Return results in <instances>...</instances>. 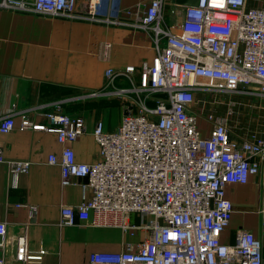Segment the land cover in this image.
I'll use <instances>...</instances> for the list:
<instances>
[{
  "label": "built area",
  "instance_id": "built-area-1",
  "mask_svg": "<svg viewBox=\"0 0 264 264\" xmlns=\"http://www.w3.org/2000/svg\"><path fill=\"white\" fill-rule=\"evenodd\" d=\"M88 3L86 18L96 20L102 14L104 22L120 23L110 19L118 0ZM76 7L77 0H0V8L48 16L71 17ZM133 26L150 36L156 52L139 68L108 67L103 87L88 93L115 99L121 106L114 131L105 130L102 121L92 131L98 160L78 162L71 146H63L59 157L48 156V163L61 169L62 185L83 179L80 184L88 192L80 205L61 207L59 224L71 226L81 220L117 227L131 236L145 232L119 252L91 253L89 264H264L260 241L247 229H236L233 244L220 240L233 214L225 186L246 183L259 172L264 134L233 139L232 106L226 103L224 114L203 113L211 125L204 135L195 109L199 92L214 98L232 94L264 98V5L250 6L248 0H198L195 5L149 0ZM110 48L109 42L103 44L104 59ZM117 76L127 85H116ZM18 114L20 128L53 132L62 145L85 131L80 116L46 112V124L34 123L24 111ZM15 125L13 113L3 116L0 133ZM0 163L13 177L30 166L27 160L6 158L1 146ZM258 212L264 238V194ZM131 214L139 217L137 223ZM5 234L6 223L0 222V246ZM15 236L14 255L0 256V264L42 260L46 251L29 248L26 225Z\"/></svg>",
  "mask_w": 264,
  "mask_h": 264
},
{
  "label": "crops",
  "instance_id": "crops-1",
  "mask_svg": "<svg viewBox=\"0 0 264 264\" xmlns=\"http://www.w3.org/2000/svg\"><path fill=\"white\" fill-rule=\"evenodd\" d=\"M88 1L77 0L71 17L0 8V119L13 113L16 121L12 131L0 133V146L6 158L30 163L29 171L16 177L0 163V222L6 223L1 257L14 255L15 235L24 225L29 248L42 247L46 251L41 261L31 264H89L91 253L119 252L127 241L135 244L145 236L142 231L131 236L117 227L93 226L81 220L71 226L59 224L61 207L80 205L88 192L80 184L83 179L62 185L61 169L56 163H48V156L54 153L59 157L63 146H71L78 162L97 161L99 148L92 131L101 121L105 130L114 131L121 117H114L110 109L119 108L121 115V106L115 99L88 93L103 87L108 67L114 71L132 64L139 68L156 52L150 36L133 26L149 0H118L110 19L120 23L113 24L104 22L102 14L96 20L86 18ZM248 4L263 6L264 0H248ZM106 42L111 48L109 57L104 59L100 51ZM115 84L127 85L122 76L115 78ZM220 99L222 103L216 106L220 110L214 112L224 114L221 107L225 110L227 99ZM195 109L200 113L198 126L208 135L211 125L197 105ZM21 111L34 123L47 124L44 113L51 111L80 116L85 119V131L75 141L62 145L53 132L20 128ZM231 137L239 141L250 136L231 131ZM247 180L225 186L233 214L220 240L233 244L236 229H247L260 241L264 259L258 212L264 194V160L259 172ZM29 206L35 208L34 213ZM130 219L137 223L139 217L131 214Z\"/></svg>",
  "mask_w": 264,
  "mask_h": 264
},
{
  "label": "rangeland",
  "instance_id": "rangeland-1",
  "mask_svg": "<svg viewBox=\"0 0 264 264\" xmlns=\"http://www.w3.org/2000/svg\"><path fill=\"white\" fill-rule=\"evenodd\" d=\"M167 20L169 17L165 15ZM227 103L232 106V115L229 120V128L232 133H246L250 136L252 133H261L264 131V98L257 95H238L232 94L230 96H225ZM196 105L199 107V111L203 112H217L220 110L216 108L219 106L218 103L215 104L216 100L220 101L217 96L214 98L213 95H203V93H197L196 95ZM222 99V98H221ZM203 101L204 102L203 104ZM120 103V102H119ZM114 117L120 118L119 108L117 107L110 109ZM225 111L221 107V112ZM121 119V118H120Z\"/></svg>",
  "mask_w": 264,
  "mask_h": 264
},
{
  "label": "water",
  "instance_id": "water-1",
  "mask_svg": "<svg viewBox=\"0 0 264 264\" xmlns=\"http://www.w3.org/2000/svg\"><path fill=\"white\" fill-rule=\"evenodd\" d=\"M197 1L198 0H173V2L175 3H178V4L182 3V4H187V5H195L197 4Z\"/></svg>",
  "mask_w": 264,
  "mask_h": 264
}]
</instances>
